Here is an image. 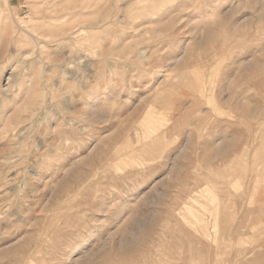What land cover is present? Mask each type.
I'll use <instances>...</instances> for the list:
<instances>
[{
	"label": "rangeland",
	"instance_id": "obj_1",
	"mask_svg": "<svg viewBox=\"0 0 264 264\" xmlns=\"http://www.w3.org/2000/svg\"><path fill=\"white\" fill-rule=\"evenodd\" d=\"M0 264H264V0H0Z\"/></svg>",
	"mask_w": 264,
	"mask_h": 264
}]
</instances>
